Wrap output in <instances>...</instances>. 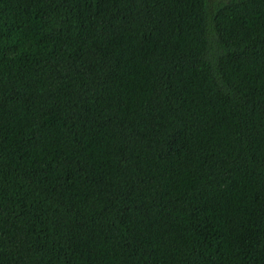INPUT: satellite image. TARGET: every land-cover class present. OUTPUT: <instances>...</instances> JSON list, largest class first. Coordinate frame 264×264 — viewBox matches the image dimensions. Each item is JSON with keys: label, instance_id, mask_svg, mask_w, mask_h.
Wrapping results in <instances>:
<instances>
[{"label": "trees", "instance_id": "obj_1", "mask_svg": "<svg viewBox=\"0 0 264 264\" xmlns=\"http://www.w3.org/2000/svg\"><path fill=\"white\" fill-rule=\"evenodd\" d=\"M0 264H264V0H0Z\"/></svg>", "mask_w": 264, "mask_h": 264}]
</instances>
